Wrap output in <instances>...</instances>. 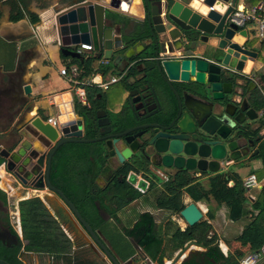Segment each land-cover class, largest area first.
Returning <instances> with one entry per match:
<instances>
[{"label": "water", "instance_id": "1", "mask_svg": "<svg viewBox=\"0 0 264 264\" xmlns=\"http://www.w3.org/2000/svg\"><path fill=\"white\" fill-rule=\"evenodd\" d=\"M51 3L48 1V4ZM237 6L238 0H59L49 7L54 14L53 28L59 41L60 53L64 57L80 60L82 57L75 50L85 45L90 47L97 60H110L113 53H118L129 61L143 54L144 49L153 46L155 69L164 82L169 86L179 83L189 87L185 90L183 101L178 102L174 128L177 134L161 136L154 131L145 137L143 148L136 141L121 140L120 135L113 140L115 136L107 135L108 132L101 138L85 139L84 118L75 113L69 94L64 101L67 103L62 105H68V109L58 114L55 126L39 115L26 120L32 110L27 98L30 87L23 83L22 75L13 87L16 92L14 94L19 96V108L15 109L16 104H11L3 112L6 113L8 124H12L14 119L22 124L20 128L15 127L16 125L12 127L13 131L7 134L8 141L0 149V166L6 173H12L18 179L25 176L27 179L33 177L37 180L34 190H46L55 197L85 241L95 252H99L106 264L155 263L146 254L142 258L134 255L123 260L100 230H92L71 201L49 182V168L54 153L65 144L105 141L108 158H115L123 164L137 153L144 156L150 154V151L159 158V162L154 164L158 173L153 175L159 179L158 174L165 170L215 174L230 164L240 162L243 157L256 156L258 150L251 154L249 151L242 152L235 143L223 145L210 142L205 146L203 135L211 136L215 133L225 139L230 126H220L221 122L211 115V110L200 106L201 101L197 100L196 104L188 103L189 98H205L212 108V102L219 103L224 95L230 93L231 85L226 81L229 72H236L244 77L249 75L257 59V52L245 48L249 43L246 31L238 30L234 24L227 23L228 15ZM137 9L141 12L138 22L146 31L140 41L144 42L145 47L141 43L127 46L124 38L132 33H124L123 24L116 18H130L128 14ZM162 38L172 42L171 55H163V44L160 43ZM197 43L202 46L197 47ZM203 47H207L208 52ZM188 51L194 55H185ZM212 54L218 55V62L210 59ZM240 113L249 121L258 119L256 111L250 108L246 99ZM96 118H105V112L97 113ZM222 130L226 132L222 133ZM177 136L181 143L175 141ZM258 140L257 138L256 141ZM34 141L45 148L52 146L46 157V184L43 183L42 170L38 168L42 165L45 153L34 147ZM109 159L107 165H110ZM179 217L186 226H193L202 221L203 214L191 202L185 204ZM191 246L203 249L195 242H189L169 264H181L186 257L185 252ZM0 264L8 263L0 260Z\"/></svg>", "mask_w": 264, "mask_h": 264}, {"label": "trees", "instance_id": "2", "mask_svg": "<svg viewBox=\"0 0 264 264\" xmlns=\"http://www.w3.org/2000/svg\"><path fill=\"white\" fill-rule=\"evenodd\" d=\"M30 1L3 0L9 8V20L17 22L27 16L32 23L38 22L36 16L29 15L27 12ZM40 1L44 2V8L49 6V0ZM257 3V0H247L246 6L249 7ZM1 15L0 11V17ZM145 34L146 31L143 30L135 35L131 34L125 37L126 45L137 44ZM258 53L260 54L259 61L264 62V41L260 43ZM71 62L83 71L82 77H89L94 69L99 67L97 66L99 60L95 57L89 60L72 59ZM109 69L106 68L105 71ZM258 83L260 87L258 86L259 88L253 91L248 99L251 108L256 112H261L260 117L256 120L257 128L252 133L254 137H259V132L264 129V74L259 75ZM86 92L88 101L92 103V99L100 93V90L88 88ZM74 109L78 115H82L87 110L86 107H80L76 103H74ZM93 117L94 114L91 112L89 118ZM87 138L93 139L94 135L88 132ZM67 151L79 153L78 160L83 162V171L80 170L78 178L74 179V177L68 176L65 181L61 182L58 163H56L54 168L56 170L52 172L50 181L71 201L94 231L100 230L107 222L102 214L119 224L117 212L130 202L142 197H152L156 209L164 210L171 216H179L180 211L185 207L183 196L186 195L191 202H204L209 207L205 214L206 219L193 226H186L183 230L176 226L169 238L168 246L171 248L172 254L183 249L189 242H195L203 247V251L195 252L181 264H240L243 258L242 254L236 255L235 252H228L227 255H224L221 252L219 238L209 223L214 219L215 212L219 207L226 208L227 218L232 222L247 219L237 238V242L241 246L253 243L252 252L254 255L258 254L264 246V185L257 199L248 205L247 189L243 187L242 181L236 180L229 171L215 174L205 172L197 177L195 174L198 173L191 174L183 170L177 171L165 180L154 177L150 180L146 192H143V186L138 189L131 187L124 177L120 180L108 177L106 191L101 194L102 191L97 187L95 181L98 177L110 174L104 145L101 143L69 144L62 148L63 156ZM251 160L261 162L260 171L263 174L264 137H261L258 143V154ZM128 170L129 167L125 172ZM255 174L257 175L256 172ZM257 179L260 180L261 176H257ZM203 180H206L205 184L201 182ZM230 182H233V185L230 186ZM0 200L6 203V197L2 191H0ZM212 206L215 208L213 209ZM17 207L24 245L13 229L12 231L18 239V245L12 248L0 245V260L8 264H22L19 260L22 250L24 253L34 254L37 257H46L52 261V264H106L80 233L78 243L68 236L63 226L69 223L70 219L63 214L62 210H60L62 214H58L57 217L53 216L38 197L21 200ZM168 224H171L170 221L166 223L167 226H169ZM75 228L73 229L75 230ZM122 231L127 238L132 239L136 246L144 251L153 263L163 264L164 238L157 232L154 218L150 213L140 214L132 228H122Z\"/></svg>", "mask_w": 264, "mask_h": 264}, {"label": "crops", "instance_id": "3", "mask_svg": "<svg viewBox=\"0 0 264 264\" xmlns=\"http://www.w3.org/2000/svg\"><path fill=\"white\" fill-rule=\"evenodd\" d=\"M59 0H51V4L48 7L44 8V2L40 0H31L28 3L27 12L29 15H34L38 18V22L32 23L29 17H25L22 20L17 22H11L9 20V8L4 4L3 11H1L0 17V92H1V100H0V149L3 148L8 141L7 134L12 132V127H18L17 119H14L12 124H8V120L6 119V113L3 111L7 109L11 104L16 106L15 109L19 108L17 103L19 100V96L13 87L15 83H17L19 76L22 75V81L25 85L30 87V94L27 97L29 104L32 106L31 112L27 115L26 120L30 117H34L39 115L43 118L56 120L59 113L64 111L61 110V106L67 102V95L69 94L71 97L72 105L74 103L78 104L76 99L72 96L73 92L70 90V84L60 74V70L64 67H68L73 64L72 58L64 57L60 53V46L58 38L54 32V14L49 9L51 5L58 2ZM263 0H257V2ZM247 0H238V8H248L246 6ZM255 5V4H253ZM252 6V5H251ZM130 18L116 16V18L123 24V32L126 34H137L140 31H143V28L139 24V17L141 12L139 9L133 11L132 13L128 14ZM134 19V20H132ZM132 25L131 29H126L127 25ZM142 41V40H141ZM249 42V41H248ZM262 42V41H261ZM260 42V43H261ZM140 43V42H138ZM160 43L163 44L162 47H165L163 51V55H171L173 53L172 42L169 40H160ZM250 43V42H249ZM260 43L256 42L254 46V51L259 49ZM134 45V44H132ZM137 45V44H136ZM82 46V45H81ZM85 46V45H84ZM85 53H89V58H93L95 56L94 53H90L88 50H84ZM77 53V52H76ZM84 53V54H85ZM79 54V53H78ZM115 53H113L114 55ZM120 56V55H119ZM260 54L258 53V58ZM81 59L89 60L81 55ZM120 62L116 65L112 59L106 60L101 58L99 60V67L94 69L89 77H82L83 71L80 70L77 65H75L79 70V78L81 80H91L92 85L86 87L85 93L87 97V89H98L100 93H103L107 90H103L97 84L101 81H107L111 77L119 76V79L122 75L127 71L128 67L130 66L129 61L123 59L122 56ZM80 59V60H81ZM76 60V59H74ZM263 64V65H262ZM106 68H110L108 71H105ZM261 68H264V62L255 61L252 65V70L255 69L257 72L256 74L259 76L262 73L258 72ZM264 74V73H263ZM256 75V76H257ZM118 79V80H119ZM258 77L255 78L257 80V88H259ZM116 85L118 86V92L121 93V97L124 95V88L118 84H112L111 86ZM110 86V87H111ZM259 86V87H258ZM109 87V88H110ZM119 97V98H121ZM117 99L115 102H119L120 99ZM109 102V101H108ZM62 103V104H61ZM80 107H85L82 104H78ZM74 109V107H73ZM253 109V108H252ZM75 111V110H74ZM76 113V111H75ZM258 118L261 115V112H256ZM77 114V113H76ZM25 120V121H26ZM256 121V120H255ZM17 123V124H16ZM20 126V125H19ZM264 137V129L259 132V137L257 141V148L258 150V143L260 142V138ZM36 143V144H35ZM34 147L38 150H42L40 144L34 141ZM105 148V147H104ZM252 158V157H251ZM250 157L241 160L240 162H235L230 164L227 168H222L221 172L229 171L231 175L236 180L243 181L247 176L253 174L257 180V187L250 189L246 192V197L248 199V205L251 202L255 201L259 196L260 190L264 185V173L259 174L261 179H257L255 171L261 169V162L260 161H253ZM1 160V159H0ZM84 167H82L83 171ZM108 176V175H106ZM101 176L96 179V185L99 189H101V194L106 191L107 188V177ZM199 176V174L197 175ZM0 190L3 192V185L6 183L9 184L7 181V176H5L4 169L0 166ZM99 181L102 183L100 184ZM229 185H233V182H230ZM4 191L7 193L9 191ZM12 191V189L10 190ZM25 199V198H24ZM22 199V200H24ZM184 205L186 203H191V200L188 196L184 195L183 199ZM199 210L203 214L202 220L206 219L205 214L208 210V205L204 202L195 203ZM136 208V216H131L130 209ZM214 209L215 206H212ZM125 212L122 217L125 221H131L128 225H123L121 223V214ZM14 213H18V207ZM143 213H150L156 225V230L161 236L164 238V246H165V255L163 258V263L169 264L177 255L179 251L172 254L171 248L168 246V241L175 230L176 226L183 230L186 227L184 221L176 215L171 216L164 210H159L154 207L153 201H149L148 198H139L127 204L123 209L117 212V217L119 219V224H117L112 219H108L107 222H115L117 228L115 229H106L104 227L103 231H101L104 237L110 242L113 249L119 253L123 260H127L134 255L142 258L144 257V251L136 246L134 241L130 238H127L122 228H132L134 223L136 222L138 216ZM227 210L225 207H219L215 212V217L209 223L212 226L213 232L219 238V248L224 255H227L228 252H235L236 255H241L245 257L247 255L253 254V243H250L246 246H241L239 242H237V238L240 236L243 226L246 224L247 219L242 221L232 222L227 218ZM132 217V218H131ZM178 217V218H177ZM132 219V220H131ZM162 220V221H161ZM170 221L171 224L166 225V223ZM14 229V227H13ZM19 232L15 231L19 240L22 243V234L21 228L19 224ZM112 230V232H110ZM24 245V243H23ZM264 247V246H263ZM262 247V248H263ZM261 248V249H262ZM203 251L198 247L191 246L184 254L185 259L188 258L190 255L194 254L195 252ZM261 250L259 251V253ZM187 253V255H186ZM259 253L257 254L259 256ZM256 254V253H255ZM172 257H174L171 261H169ZM184 259V260H185ZM20 260V255H19ZM139 261V260H138ZM256 264H264V258L259 256V259Z\"/></svg>", "mask_w": 264, "mask_h": 264}, {"label": "flooded vegetation", "instance_id": "4", "mask_svg": "<svg viewBox=\"0 0 264 264\" xmlns=\"http://www.w3.org/2000/svg\"><path fill=\"white\" fill-rule=\"evenodd\" d=\"M127 26L128 27H126V29L132 25L128 24ZM196 37H194L195 41ZM140 43L143 45V47H145L144 42ZM198 46H202V44L197 43V47ZM252 47L253 46H251L249 43L245 46L246 49L254 51ZM203 48L205 49V52H208L207 47ZM192 53L193 52L188 51V53H185V55L192 57L194 55ZM217 58V54H212L210 59L218 62ZM153 60V46H151L150 49H144L143 54L140 56H136L129 60L130 66L122 75V77L116 82V84L123 86L125 90L124 95L122 97L120 95L121 98H119L120 100L118 104L114 106L116 109L113 111L108 109L109 102L105 92L97 94L96 97L92 99V103L87 99L85 105L87 110L82 113V115H79L84 118L85 139H88V132H91V134L94 135L93 139L101 138L103 137L104 133L108 132L107 135L115 136L113 140L117 139L116 136L120 135L121 140L126 139L128 141H136L135 143H138L137 145H141L143 148L145 146V137L153 134L154 131H157V133L161 136L169 133L177 134V132L174 131V128L176 124L175 117L178 110V102L183 101L185 90H188L189 87H185V85H181L179 83H172L171 88V86L166 84L158 74ZM257 60L258 53L256 61ZM256 73L257 72L254 69L250 71L247 77H244L239 73L229 72L226 76V81L231 85L230 93L228 95H224L223 100H221L219 103L212 102V108L209 106L207 102L208 100L205 98L188 99V103L190 104H196L197 100L201 101L200 106L205 110H211V115L217 121L221 122L219 124L220 126H223V124L230 126L228 132L226 133L228 136L225 139H222L215 133L211 136L203 135V144L205 146H208L210 142L223 145L226 143H235L237 148L242 152L249 151L251 154L256 150V140L258 137H254L252 133L257 128V123L256 121L247 120V118L240 113V108L243 105L244 99L247 100L250 106L248 99L252 92L257 89L258 84L257 80L255 81V78H259V76ZM189 86L192 88L191 85ZM101 111L105 112V118L97 119L96 114ZM91 112L94 114L93 118H89V114ZM20 124L22 123L19 122L17 124L19 128ZM225 132L226 130H222V133ZM175 141L181 143L179 136L176 137ZM98 143H101L105 146V141ZM65 145L59 147L51 159L49 168V182L53 187L55 186L51 183L50 178L52 172L56 170L54 169L56 163H58V171L60 175L59 178L61 182L65 181L68 176L74 177V179L78 178V174H80V170L83 167V162L78 160L80 156L79 153L67 151L63 156L61 150ZM40 147H42L41 153H45V158L42 160V165L38 168L42 170L43 183L46 184V157L49 151L52 149V146H47L45 148L40 144ZM149 153L150 154L144 156L140 155V153H137L135 156H132L128 162L125 161L123 164H120L115 158L109 159L107 157V161L108 159L110 160V165H107L110 169V174L106 177L117 178L118 180L123 177L126 179V177L131 172L136 173V170H138V172H140H137V174H142L144 176L149 174L150 177L154 178L153 175L158 173V168H156L154 164L159 162V158L150 151ZM247 157L248 156L243 157L241 160H244ZM128 167L129 170L125 172L126 168ZM4 173L5 176H7V181L9 184L5 182L2 189L3 191L4 189H6V191L18 189L20 191H25L24 193H26L27 190L35 189L37 180H35L33 177L31 179H27L25 176H21V179H18L12 173H6L5 171ZM161 173L162 174H158L160 177L168 178L169 176L174 175L176 171L165 170L161 171ZM195 173L197 172L191 174ZM198 174L195 175L197 176ZM200 175L201 174H199V176ZM55 188L58 189L57 187ZM13 222H15V219L12 220V223ZM12 230L13 227L10 222V216H8L6 203L0 200V245L8 248L18 245V239Z\"/></svg>", "mask_w": 264, "mask_h": 264}, {"label": "built area", "instance_id": "5", "mask_svg": "<svg viewBox=\"0 0 264 264\" xmlns=\"http://www.w3.org/2000/svg\"><path fill=\"white\" fill-rule=\"evenodd\" d=\"M227 23L234 24L238 28V30L246 31L247 39L249 42L255 41L260 43L261 41H264V1H259L257 4L249 6L248 8H234V10L227 17ZM84 50H88L90 51V53H92L90 47L84 45L77 47L75 51L80 55H84L86 59H89L92 54L89 56V53H85ZM60 74L69 82L70 90H72L73 92L72 96L76 99L77 103L85 106L87 102L85 90L86 87L92 85V79L81 80L79 78L80 70L75 65H70L68 67L66 66L62 68L60 70ZM118 79L119 76L111 77L109 80L104 82L101 81L97 85L103 90H107L109 86L115 84ZM47 121L55 126L56 120L54 118L53 120L50 118ZM130 174L133 173L131 172ZM127 177L125 180L131 185V187H133L134 189H138L139 187L143 186V192L147 191L150 185V180L154 179L150 176H144L137 173H135V177L137 178L136 182L129 180ZM160 178L161 180L166 179L165 177ZM140 182L142 183L141 185H139ZM242 184L243 187L247 189V191L257 187L258 185L256 177L253 174L247 176L242 181ZM13 218L15 219V223L17 222V226L19 228V216L16 215V213H13ZM259 256L264 258V247L261 249ZM259 256L257 254L247 255L241 259L240 264H256Z\"/></svg>", "mask_w": 264, "mask_h": 264}, {"label": "rangeland", "instance_id": "6", "mask_svg": "<svg viewBox=\"0 0 264 264\" xmlns=\"http://www.w3.org/2000/svg\"><path fill=\"white\" fill-rule=\"evenodd\" d=\"M50 1L51 0H49V2ZM3 6H4V2H3V0H0V10H2V11H3ZM255 43L256 42L253 41V42H250L249 44L255 45ZM252 49H255L254 46L252 47ZM97 66H99V64ZM258 72L263 74L264 68H261ZM118 91H119L118 86H116V85L111 86L108 91H105L107 99L109 101V108L108 109L110 111H113L114 109H116V108H114V106H116L118 104V102H115V101H117V99L120 97V95L122 93V92L119 93ZM260 170L255 171L258 176H259V173H261ZM137 172L138 171L136 170V173ZM127 178L129 180H132L135 182L137 180V178L135 177V173L130 174ZM162 180H165V179H162ZM205 181L206 180H203L201 182L203 184H205ZM99 183L101 184L102 182L99 181ZM141 184L142 183L140 182L139 185H141ZM0 186H2V184H0ZM3 192L5 193V197H6V207L8 210V216H10V222L12 224V227H14L15 231L19 232V229L17 226V222L12 223V220L14 219L12 214L16 211L17 203L24 198L28 199V198H32V197H38L43 201V203L45 204V206L47 207V209L50 211V213L53 216L57 217L58 214H62V212H63V214L67 217V215L64 213V211L61 208V206L59 205V203L56 201L55 197L50 195L48 192H46V190H40V191L27 190V192L24 193L25 191L13 189L12 191H9L7 193L5 191H3ZM151 198L152 197L148 198V200L153 201ZM183 199H184V196H183ZM187 204H189V203H186V205ZM60 210H62V212ZM130 211H131V214H130L131 216H136V212H137L136 208H132V209H130ZM124 213L125 212H122V214H121V223L126 226L131 221L130 220L125 221V219L122 217V215H124ZM16 215H18V213ZM102 215H103L104 219H107V216L105 214H102ZM16 220H17V217H16ZM59 220H61V219L59 218ZM63 227H64V230L66 231V233L68 234V236L72 240H75L77 243L80 241L79 236H81V235L79 234L78 230L73 226V224L71 223L70 220H69V223H66ZM103 227H105L106 229H115V228H117V225L115 224V222H109V223H106ZM103 227L100 229L101 231H103V229H104ZM73 228H75V230ZM110 232H112V230ZM22 244H23V242H22ZM96 253L99 256V258L102 260V256L99 254V252H96ZM186 255H187V253H186ZM173 258L174 257H172L169 261H171ZM20 260H21L22 264H52V261L51 260L49 261L46 257H43V256L37 257L34 254L24 253V252H22V250H21V254H20Z\"/></svg>", "mask_w": 264, "mask_h": 264}, {"label": "bare ground", "instance_id": "7", "mask_svg": "<svg viewBox=\"0 0 264 264\" xmlns=\"http://www.w3.org/2000/svg\"><path fill=\"white\" fill-rule=\"evenodd\" d=\"M163 49H165V47H163ZM111 59L117 65L120 62L121 57L119 56L118 53H115L114 55H112V58ZM66 109H68V105L67 106H61V110L62 111H65Z\"/></svg>", "mask_w": 264, "mask_h": 264}]
</instances>
